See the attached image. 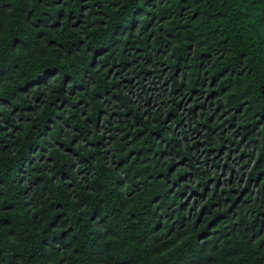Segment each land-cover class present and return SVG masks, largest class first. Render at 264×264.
Listing matches in <instances>:
<instances>
[{
	"label": "trees",
	"instance_id": "16d2710c",
	"mask_svg": "<svg viewBox=\"0 0 264 264\" xmlns=\"http://www.w3.org/2000/svg\"><path fill=\"white\" fill-rule=\"evenodd\" d=\"M0 264H264V0H0Z\"/></svg>",
	"mask_w": 264,
	"mask_h": 264
},
{
	"label": "rangeland",
	"instance_id": "374dc122",
	"mask_svg": "<svg viewBox=\"0 0 264 264\" xmlns=\"http://www.w3.org/2000/svg\"><path fill=\"white\" fill-rule=\"evenodd\" d=\"M138 79L135 78L134 82H136ZM162 78L155 77L153 78V74L150 76L145 77V90L146 93L143 92V89L140 85H137V87L134 88V94H129V98L133 100L136 104L140 103L143 108L151 107L152 110H158L159 113H161L164 117H169V122H176L175 119L177 116H181L184 120L182 124H178L177 128L178 131L181 130V127H184L188 131V135L190 139L195 140H201L202 134L192 133V129L196 126V118L198 115H200L201 110L200 108L196 110V114H190L188 113V108L190 103L196 102L194 98L188 100V97L185 99H181V108L177 111L176 115H174L172 112L168 113L167 109L171 105V103H164V101H167L168 97L166 96L165 92L162 94L161 91V83L163 82ZM139 93V94H136ZM168 94V93H167ZM150 98L149 104L146 103L145 99ZM168 122V124H169ZM246 166V165H245ZM228 172L225 174L227 175Z\"/></svg>",
	"mask_w": 264,
	"mask_h": 264
}]
</instances>
